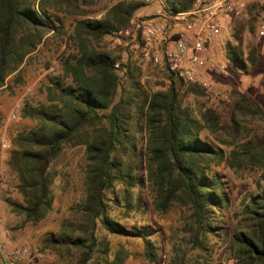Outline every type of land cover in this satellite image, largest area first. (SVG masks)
<instances>
[{
    "label": "trees",
    "instance_id": "trees-1",
    "mask_svg": "<svg viewBox=\"0 0 264 264\" xmlns=\"http://www.w3.org/2000/svg\"><path fill=\"white\" fill-rule=\"evenodd\" d=\"M168 2L173 10L188 12L196 0ZM145 5L139 0H118L106 7L100 18L95 15L77 20L67 34L49 10L89 15L79 10L78 0H0V88L12 91L24 84L23 65L48 35H68L73 50L61 60L60 74L46 85V102H28L21 109V119L34 126L16 131L10 139L8 165L16 175L17 190L23 198V203L10 202L12 210L32 224L49 217L57 176L53 163L66 149L82 147L85 196L70 208L71 218L63 222L61 230L47 237L43 251H50L61 260H73V264H91L101 247L96 235L99 223L111 235L135 237L133 231L111 218L107 202H124L128 209L141 204L134 202L132 190L143 163L154 210L166 214L174 206L186 209L190 213L185 224L188 242L193 249H206L210 237H223L222 227L217 229L213 222L220 221L216 220V210H227L229 201L223 181L213 169L227 161L233 169L262 170L258 193L246 197L242 210L234 214L229 249L235 264H264V141L234 146L227 157L222 149L201 138L203 130L211 134L228 130L221 126L217 111L202 107L198 120L179 99L182 89L197 96H204L205 89L166 71L170 83L166 92L141 96V86L134 84V91L127 98L121 94L118 99L122 88L120 73L132 78V65L136 63H125L117 69L120 57L117 51L107 48L105 39L127 29ZM258 5L250 3L243 16L247 17L245 24H250L246 52L238 45L242 41L239 31L224 47L226 60L242 71L256 66L259 60L257 42L251 39L257 20L253 12ZM235 111L242 117H256L264 122V108L248 93L239 94ZM236 117L230 129L234 140L240 131ZM135 125L146 130L145 150L138 149ZM117 186L120 188L116 191ZM108 193L114 197L109 198ZM144 241L147 257L157 261L155 246ZM107 246L103 253H107ZM122 262L123 258L118 257L111 264Z\"/></svg>",
    "mask_w": 264,
    "mask_h": 264
},
{
    "label": "rangeland",
    "instance_id": "rangeland-1",
    "mask_svg": "<svg viewBox=\"0 0 264 264\" xmlns=\"http://www.w3.org/2000/svg\"><path fill=\"white\" fill-rule=\"evenodd\" d=\"M86 1L90 3L86 4L84 0H78L79 10L87 12L89 15L86 16L76 12L65 14L53 13L52 10H49L56 23L63 25L64 33L70 34L77 20L93 18L95 15L100 18L105 14L104 9L118 0ZM258 1L250 0V3H259ZM262 1L264 2V0ZM263 11L264 3L260 2L253 12V18L257 17L254 22L256 27L254 38L260 42L259 28L264 23V15L261 17L260 13ZM146 12L145 7L139 10L132 22H135L139 15H144ZM132 22L129 26L131 28L133 27ZM245 25L240 28L242 41L238 45L246 52L245 46L250 37V24ZM67 39L68 35L60 37L48 35L23 65L24 84L15 87L12 91L6 90L5 87L0 88V137L3 136L8 140L9 147L10 139L16 131L30 129L34 126L32 122L21 119V109L28 102L31 104L46 102V85L49 84L52 77L60 74L61 60L73 52ZM124 40L122 38V43ZM119 41L117 35L105 39L107 48L117 51L120 57L118 61L121 60L125 47V45L119 44ZM235 45H237L236 42ZM222 54L223 60L228 65L226 74L215 76V85L211 89L203 87L206 92L204 96L186 93V90L182 89L179 99L183 106L190 107L198 120H201L202 107H211L217 111L221 126L228 130H221L217 134L203 130L201 138L209 141L214 147L222 149L228 157L234 146L237 147L247 142L264 141V122L256 117H242L235 111V104L241 91L238 89L239 81L232 74L234 75L236 70L241 72L242 70L236 64L226 60L224 49H222ZM133 62L136 65H132V69L135 70L132 78L120 73L122 88L118 93V99L121 94L127 98V94L134 91V84L141 86L138 93L141 96L166 92L169 89L170 83L163 70L141 62L140 59H133ZM252 72L263 74V77L257 78L251 86L250 95L257 104L264 108V57L260 59L256 68L252 69ZM236 115L237 122L240 121L238 124L240 131L239 136H236L234 140L230 129L234 127L233 118ZM133 131L136 132L138 149L145 150L146 130H140L138 125H135ZM230 143L233 146H230ZM9 159L6 162L0 160V169L5 181L3 192L0 195V228L6 240L11 245L25 246L30 249L31 256L23 264H73V260H61L56 254L43 251L42 246L47 237L61 230L63 222L71 218L70 208L80 203L85 196L84 148H68L53 163L52 168L57 172L52 186L53 210L49 217L38 224L27 222L25 217L18 216L12 210L10 202L23 203V198L17 190L16 175L9 169ZM213 170L222 179L225 195L229 201L227 210L222 212L216 210V220L220 221L213 222V226L217 229L222 227L223 237H210L206 249H193L185 232V224L190 213L178 206H174L166 214H159L154 210L148 191L147 171L143 163L139 171L136 172L137 182L132 190L134 202L140 201L141 204L128 209L124 202L120 205L114 204L110 199L107 202L110 206L111 218L133 231L136 236L111 235L99 223L96 235L101 247L91 264H111L117 261L118 257L123 258L122 264H235L233 254L229 249L232 227L235 225L234 214L242 210L246 197L258 193L257 185L262 170L258 168L233 169L229 167L227 161ZM119 188L120 186H117L116 191ZM108 197L112 199L114 196L112 193H108ZM145 239L151 241L155 246L157 261H152L147 257ZM107 244V253H103Z\"/></svg>",
    "mask_w": 264,
    "mask_h": 264
},
{
    "label": "built area",
    "instance_id": "built-area-1",
    "mask_svg": "<svg viewBox=\"0 0 264 264\" xmlns=\"http://www.w3.org/2000/svg\"><path fill=\"white\" fill-rule=\"evenodd\" d=\"M139 1L146 4L147 12L132 22V28L116 34L125 47L115 67L140 59L176 79L211 89L215 76L227 72L222 49L250 0H196L188 12L173 10L168 0ZM259 29V35H264V24ZM9 148L8 140L0 137L1 161L9 159ZM4 185L0 169V195ZM30 256L28 247L9 244L0 228V264H23Z\"/></svg>",
    "mask_w": 264,
    "mask_h": 264
},
{
    "label": "crops",
    "instance_id": "crops-1",
    "mask_svg": "<svg viewBox=\"0 0 264 264\" xmlns=\"http://www.w3.org/2000/svg\"><path fill=\"white\" fill-rule=\"evenodd\" d=\"M253 1L256 2V0H253ZM258 2L259 3L260 2L264 3L262 0H259ZM262 15H264V11L261 13V17H262ZM246 18H247L246 16L242 17L238 22H236L233 35L236 33V31L241 32L240 28H242L245 25V23H247L246 22L247 21ZM245 38H246V36H245ZM259 40H261V42L260 41H256L255 38H254V41L257 42L258 50H259V60H258V62L260 61V59H262V57H264V35H261ZM258 62H257V64H258ZM255 68H256V66L249 68L248 71H242V72L241 71H236V73H234V75L232 74V76H234V77L236 76L237 80L239 81L238 89L242 93L250 94L251 86H253L255 80H257V78H259V77H263V74H254L252 72V69H255Z\"/></svg>",
    "mask_w": 264,
    "mask_h": 264
}]
</instances>
